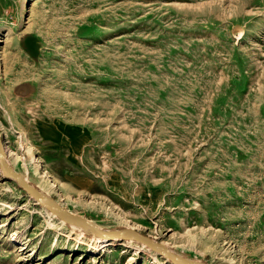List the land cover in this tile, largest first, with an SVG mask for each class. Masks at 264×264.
Masks as SVG:
<instances>
[{
	"label": "rangeland",
	"instance_id": "obj_1",
	"mask_svg": "<svg viewBox=\"0 0 264 264\" xmlns=\"http://www.w3.org/2000/svg\"><path fill=\"white\" fill-rule=\"evenodd\" d=\"M0 138L101 229L264 264V0H0ZM102 239L0 170V264H178Z\"/></svg>",
	"mask_w": 264,
	"mask_h": 264
},
{
	"label": "water",
	"instance_id": "obj_2",
	"mask_svg": "<svg viewBox=\"0 0 264 264\" xmlns=\"http://www.w3.org/2000/svg\"><path fill=\"white\" fill-rule=\"evenodd\" d=\"M0 170H1L2 175L14 178L17 184L19 185V187L23 189L26 193H28L39 204L49 209L60 212L71 220L79 221V222H82L90 226L91 228L95 229L97 233H99L101 236H105V237L118 236L122 238L133 237L145 243L146 245L150 246L153 250L166 256L169 260H171L174 263L195 264L191 262L189 259L183 256H180L174 252H171L161 241H157L151 238L149 235L144 234L140 231H137L133 228H122V229H115L111 231L101 230L96 223L91 222L78 214H73L67 209H65L64 207H61L55 201L54 198L42 193L40 190L34 187L31 183H29V181H27L22 174L9 168L5 160V153L3 150V144H2L1 138H0Z\"/></svg>",
	"mask_w": 264,
	"mask_h": 264
},
{
	"label": "bare ground",
	"instance_id": "obj_3",
	"mask_svg": "<svg viewBox=\"0 0 264 264\" xmlns=\"http://www.w3.org/2000/svg\"><path fill=\"white\" fill-rule=\"evenodd\" d=\"M25 1H27V0H25ZM2 144H3V150H4V153H5V159H6V156H7V154L9 153V149L7 148V146L5 145V143H4V141L2 140ZM10 168V167H9ZM8 177V176H7ZM10 178H12V177H10ZM29 177L27 176V177H25V179L27 180V181H29V179H28ZM14 179V178H13ZM15 180V179H14ZM29 183H30V181H29ZM41 183H42V181H41ZM53 184V183H52ZM51 183H48V185L46 184V185H43V184H41L40 185V187H36V186H34L33 184V186L34 187H36L38 190H40L42 193H44V194H46V191H47V189L48 188H50V185H52ZM54 186V185H53ZM37 204H39L36 200H34ZM61 207H64L65 209H67L68 211H70L71 213H73V214H78L76 211H72V210H70V209H68V208H66L63 204H62V202H60V201H58V200H55ZM46 212H51V213H53V214H55V215H58L59 217H61L62 219H64L65 221H67L68 223H70V224H73L74 226H76L79 230H85V231H89V232H91V233H94L95 234V236H98L99 238H103L102 239V241H101V243H105V244H114V243H118V244H121L120 243V241L121 240H129V239H134L135 241H139V242H141L140 240H138V239H136V238H133V237H126V238H124V239H122V237L120 238V237H118V236H111V237H105V236H101L99 233H97V231L95 230V229H93V228H91L90 226H88V225H86V224H84V223H82V222H79V221H74V220H71V219H69V218H67L65 215H63L62 213H60V212H57V211H55V210H52V209H49V208H47V207H45V206H43V205H41V204H39ZM78 215H80V214H78ZM80 216H82V215H80ZM82 217H84V216H82ZM86 217V216H85ZM84 217V218H85ZM87 220H89V221H91V222H93L91 219H89V218H86ZM100 228V227H99ZM101 229V228H100ZM58 230V229H57ZM101 230H104V229H101ZM108 231V230H107ZM111 231V230H110ZM85 233V232H84ZM125 242L126 241H123L122 242V244H125ZM143 243V242H142ZM145 244V243H144ZM191 262H193V263H195V264H200V262H196V261H191Z\"/></svg>",
	"mask_w": 264,
	"mask_h": 264
}]
</instances>
